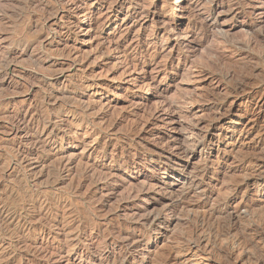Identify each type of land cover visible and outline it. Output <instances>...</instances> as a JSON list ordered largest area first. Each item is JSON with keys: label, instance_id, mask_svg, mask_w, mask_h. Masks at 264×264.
Listing matches in <instances>:
<instances>
[{"label": "rangeland", "instance_id": "1", "mask_svg": "<svg viewBox=\"0 0 264 264\" xmlns=\"http://www.w3.org/2000/svg\"><path fill=\"white\" fill-rule=\"evenodd\" d=\"M37 1L0 0V264H264V0Z\"/></svg>", "mask_w": 264, "mask_h": 264}, {"label": "bare ground", "instance_id": "2", "mask_svg": "<svg viewBox=\"0 0 264 264\" xmlns=\"http://www.w3.org/2000/svg\"><path fill=\"white\" fill-rule=\"evenodd\" d=\"M38 1H39V0H38ZM38 1H37V2H38ZM34 2H35V1H34ZM40 2H41V1H40ZM57 2H58V1H57ZM237 2H238V1H237ZM237 2H236V4H237ZM177 3L180 4V3H181V0H178ZM226 3H227V2H226ZM229 4H230V3H229ZM261 4H262L261 6L263 7V6H264V2H263V3L261 2ZM39 5H40V4H39ZM219 5H220V7L223 6V5H225L224 1L221 0V2H220ZM230 5H232V4H230ZM35 6H36V5H35ZM261 6H260V8H261ZM29 7H30V6H29ZM31 7H32V6H31ZM41 7H42V6H41ZM41 7H40V9H41ZM45 7H46V6H45ZM45 7H44V8H45ZM56 7H57V6H56ZM227 7L229 8V6H227ZM230 7H231V6H230ZM255 7H256V6H255ZM257 7H258V6H257ZM51 9H52V8H51ZM54 9H55V8H54ZM229 9H230V8H229ZM44 10H46V9H44ZM208 10H210V14L214 15V13H215V11H216V8L213 7V8H210V9H208ZM231 10H234V9L231 8ZM51 11H52V10H51ZM237 11H238V10H237ZM46 12H48V11H46ZM227 12H229V11L227 10ZM53 15H54V14H53ZM55 16L57 17V15H55ZM55 16H54V17H55ZM207 25H208V24H207ZM209 25H210V24H209ZM207 28H208V27H207ZM166 29H167V28H166ZM207 30H208V29H207ZM165 32H166V31H165ZM246 32H247V31H246ZM261 33H262V32H261ZM246 34L248 35V34H250V33H246ZM254 34H255V33H254ZM259 35H260V34H258V36H259ZM262 36H264V34H263ZM245 37H246V36H245ZM257 39H258L257 37L254 38L253 35L251 36V34H250V35H249V40H248V41H250V42H251V41L254 42V41H256ZM263 39H264V38H263ZM246 41H247V40H246ZM258 41H259V40H257L256 43H257ZM260 41H261V38H260ZM219 42H220V41H219ZM228 42H229V41H227V43H228ZM227 43L225 42V43H223V44H227ZM223 44H222V45H223ZM235 44H236V43H235ZM243 44H244V43H243ZM258 44H259V43H258ZM260 44H261V43H260ZM220 45H221V44H220ZM256 45H257V44H256ZM260 46L263 47L262 45H260ZM250 47H251V46H250ZM261 47H260V48H261ZM233 48H234V47H233ZM248 48H249V47H248ZM236 49H237V48H236ZM228 50H229V49H228ZM232 50H234V49H232ZM237 50H238V49H237ZM244 50H245V49H244ZM263 50H264V49L262 48V51H263ZM235 51H236V50H235ZM241 51H242V50H241ZM262 51H261V52H262ZM263 54H264V53H263ZM217 55H218V54H217ZM261 55H262V54H261ZM259 57H260V56H259ZM263 57H264V56H263ZM217 58H218V57H217ZM219 58H220V57H219ZM215 59H216V58H215ZM220 59H221V58H220ZM261 59H262V58H261ZM251 60H252V59H251ZM263 60H264V59H263ZM216 61H217V59H216ZM218 62H219V61H218ZM226 62H227V61H226ZM216 63H217V62H216ZM219 63H220V62H219ZM227 65L229 66V64H227ZM263 65H264V64H263ZM221 67H222V66H221ZM229 67H230V66H229ZM253 67H254V66H253ZM255 67H257V66H255ZM262 67H263V66H262ZM225 68H226V67H225ZM227 68H228V67H227ZM244 69H245V68H244ZM253 69H254V68H253ZM255 69H256V68H255ZM228 70H230V68H229ZM231 70H233V69H231ZM235 70H236V69H235ZM251 70H252V69H251ZM258 70H259V69H258ZM217 71H218V70H217ZM245 71H247V70L245 69ZM215 72H216V71H215ZM215 72H213V73L215 74ZM228 72L231 73V71H228ZM247 72L249 73V71H247ZM258 72H259V71H258ZM217 73H218V72H217ZM230 73H229V74H230ZM250 73H251V72H250ZM252 73H253V72H252ZM221 74H223V73H221ZM258 74H260V73H258ZM224 75H225V74H224ZM226 75H227V74H226ZM233 75H234V74H233ZM251 75H253V74H249L250 78H251ZM227 76H228V75H227ZM229 76H230V75H229ZM238 76H239V75H237V77H238ZM247 76H248V75H247ZM211 77H212V76H211ZM219 77H221V76H219ZM237 77H235V78H237ZM242 77H243V76H242ZM245 77H246V75H245ZM253 77H254V76H253ZM257 77H258V76H257ZM223 78H224V77H223ZM223 78H222V79H223ZM228 78H229V77H228ZM235 78H234V80L236 81ZM248 78H249V77H248ZM263 78H264V76H263ZM225 79H226V78H225ZM232 79H233V78H232ZM232 79H231V77H230L229 80L231 81ZM238 79H239V78H238ZM238 79H237V81H238ZM255 79H256V78H255ZM223 80H224V79H223ZM227 80H228V79H227ZM234 80H233V82H235ZM241 80H242V79H241ZM248 80H249V79H248ZM251 80H252V79H251ZM256 80H257V79H256ZM221 81H222V80H221ZM225 81H226V80H225ZM225 81H223V83H224ZM237 81H236V82H237ZM239 81H240V80H239ZM239 81H238V82H239ZM243 81H244V80H243ZM252 82H253V81H252ZM254 82H256V81H254ZM258 82H260V81H258ZM261 82H262V81H261ZM261 82H260V83H261ZM225 83H226V82H225ZM230 84H231V83H230ZM230 84H229V85H230ZM234 84H236V83H234ZM239 84H241V83H239ZM244 84H245L244 86H246V83H245V82H244ZM232 85H233V83H232ZM248 85H249V84H248ZM250 85H253V84H250ZM254 85H255V84H254ZM254 85H253V87H255L257 84H256L255 86H254ZM263 85H264V84H263ZM226 86H227V85H226ZM234 86H235V85H234ZM236 86H237V85H236ZM229 87H230V86H229ZM240 87H241V86H240ZM248 87H249V86H248ZM248 87H247V88H248ZM250 87H252V86H250ZM231 88H232V87H231ZM237 88H239V87H236V89H237ZM255 88H256V87H255ZM229 89H230V88H229ZM233 89H234V87H233ZM243 89H245V88L243 87ZM226 90H227V88H226ZM230 91H231V90H230ZM232 91H233V90H232ZM237 91H238V89H237ZM248 91H249V90H248ZM250 91H252V90L250 89ZM250 91H249V92H250ZM238 92H239V91H238ZM249 92H248V93H249ZM241 93H242V92H240V94H241ZM245 93H246V92H245ZM227 94H228V93H227ZM232 94H233V93H232ZM242 94H243V93H242ZM230 95H231V94H230ZM230 95H229V96H230ZM232 96H234V95H232ZM235 96H236V95H235ZM234 98H235V97H234ZM240 100H241V99H240ZM215 108H216V107H215ZM221 109H222V108H221ZM215 111H216V110H215ZM180 118H181V117H180ZM177 119H178V117H177ZM217 119H218V118H217ZM178 120H179V119H178ZM178 120H172V121H173V122H174V121H177V122H178ZM204 145H205V144H204ZM154 153H156V151H154ZM158 154H159V153H158ZM160 154H161V153H160ZM160 154H159V155H160ZM186 160H187V159H186ZM159 161H160V160H159ZM173 169H174V168H173ZM184 169H185V168H184ZM179 170H181V168H180ZM181 171H182V170H181ZM174 172H175V171H174ZM260 176H261V175H260ZM258 177H259V176H258ZM256 178H257V177H255V179H256ZM263 181H264V180H263ZM247 182H248V181H247ZM247 182H246V183H247ZM240 183H242V182H240ZM240 183H238V184H240ZM256 183H257V182H256ZM196 184H197V183H196ZM197 185H199V184H197ZM197 185H196V186H197ZM190 186H191V185H190ZM196 186H195V187H196ZM237 186H238V185H237ZM190 189H192V188H190ZM237 192H238V191H237ZM237 192H236V193H237ZM179 199H180V198H179ZM157 202H158V201H157ZM159 203H160V202H159ZM244 204H245V203H244ZM170 205H171V204H170ZM171 206H173V205H171ZM247 206H248V205H247ZM173 208H174V207H173ZM253 208H255V207H253ZM246 209H247V208H246ZM172 210H173V209H172ZM252 210H253V209H252ZM252 210H251V211H252ZM173 211H174V210H173ZM221 211H222V210H221ZM246 211H248V210H246ZM253 211H254V210H253ZM164 212H165V211H164ZM168 212H169V211H168ZM254 212H255V211H254ZM254 212H253V213H254ZM161 213H162V212H161ZM216 213H217V212H216ZM218 213H219V212H218ZM222 213H223V212H222ZM246 213H247V212H246ZM253 213H252V214H253ZM163 214H164V213H163ZM209 214H210V213H209ZM213 214H214V212H213ZM213 214H212V215H213ZM156 215L158 216V214H156ZM156 215H155V216H156ZM160 215H161V214H160ZM160 215H159V216H160ZM165 215H166V214H165ZM216 215H218V214H216ZM226 215H227V214H226ZM246 215H249V214L247 213ZM153 216H154V215H153ZM153 216H152V217H153ZM210 216H211V215H210ZM210 216H209V217H210ZM214 216H215V215H214ZM223 216H224V215H223ZM231 216H232V215H231ZM252 216H254V215H252ZM149 217H150V216H149ZM163 217H164V216H163ZM203 217H204V216H203ZM203 217H200V218H203ZM205 217H206V216H205ZM207 217H208V216H207ZM211 217H212V216H211ZM211 217H210V219H211ZM228 217H230V216H228ZM157 218H158V217H157ZM215 218H217V217L215 216ZM218 218H220V217H218ZM248 218H249V217H248ZM260 218H261V216H260ZM158 219H159V218H158ZM160 219H161V218H160ZM227 219H228V218H227ZM250 219H251V217H250ZM255 219H256V218H255ZM255 219H253V217H252V220L256 221ZM156 220H157L156 217H155V219H153L152 221H151V219L149 218V219L146 220L145 222H150V221H151L152 223H154V222H156ZM225 220H226V219H225ZM260 220H261V219H260ZM262 220H264V219H262ZM262 220H261V221H262ZM159 221H160V220H159ZM195 221H196V219H195ZM206 221H207V220H206ZM250 221H251V220H250ZM261 221H260V222L258 221V222L261 223ZM212 222H213V221H212ZM212 222H211V226H212V227H215V226L212 225ZM215 222H216V221H215ZM258 222H257V224H259ZM263 222H264V221H263ZM152 223H151V224H152ZM157 223H159V222L157 221ZM216 223H217V222H216ZM141 224H142V223H141ZM147 224H148V223H147ZM155 224H156V223H155ZM213 224H214V222H213ZM219 224H220V222H219ZM262 224H263V223H262ZM195 225H196V224H195ZM203 225L205 226V224H204V219H203L202 221H201V220L199 221L198 226H195V228L192 227L193 229L191 228L192 230L190 231V233L188 232V233H189V234H188V237H187L188 242H191V241L193 242V240H194V244H195V245H193V244H191V243H188V244H187V246H188V251H189V250H192L193 252H194V251L197 252V251L201 250L200 241H198L199 238L196 239V235H197L198 230H200L201 227H202V229L204 230L205 227L203 228ZM208 225L210 226V224H208ZM252 225H254V224L252 223ZM149 226H150V225H149ZM206 226H207V225H206ZM216 226H217V225H216ZM222 226H223V225H221V227H222ZM229 226H230V225H229ZM247 226H248V225H247ZM258 226H259V228H260V225H258ZM261 226H263V225H261ZM91 227H92V226H91ZM136 227H137V226H136ZM147 227H148V226H147ZM233 227H234V226H232V228H233ZM235 227H236V226H235ZM249 227H250V226H249ZM141 228H142V227H141ZM216 228H217V227H216ZM254 228H255V227H254ZM256 228H257V227H256ZM236 229H237V228H236ZM243 229H244V228H243ZM260 229H261V228H260ZM262 229H263V228H262ZM210 230H211V229H210ZM221 230H222V232H225V231H223V229H221ZM237 230H238V229H237ZM237 230H236V231H237ZM239 230H240V229H239ZM247 230H248V229H247ZM254 230H256V229H254ZM254 230H253V231H254ZM133 231H134V230H133ZM206 231H207V230H206ZM208 231H209V230H208ZM213 231H215V229H214ZM240 231H241V230H240ZM242 231H243V230H242ZM245 231H246V229H245ZM257 231H258V230H257ZM262 231H263V230H262ZM201 232H203V231H201ZM204 232H205V231H204ZM255 232H256V231H255ZM132 233H133V232H132ZM219 233H221V232H219ZM241 233H242V232H241ZM245 233H246V232H245ZM261 233H262V232H261ZM261 233H260V234H261ZM204 234H205V233H204ZM207 234H208V232H207ZM210 234H211V233H210ZM217 234H218V232H217ZM221 234H222V233H221ZM231 234H232V233H231ZM235 234H236V233H234L233 235H235ZM237 234H238V233H237ZM237 234H236V235H237ZM199 235H201V234H199ZM212 235H214V234H212ZM223 235H224V234H223ZM223 235H222V236H223ZM233 235H232V236H233ZM255 235H256V233H255ZM257 235H258V234H257ZM257 235H256V236H257ZM113 236H114V235H113ZM131 236H132V235H131ZM208 236H209V235H208ZM214 236H216V235H214ZM218 236H219V235H218ZM220 236H221V235H220ZM225 236H227V237L230 236V232H229V234H226ZM225 236H224V237H225ZM232 236H231V237H232ZM261 236H262V235H261ZM122 237H123V236H122ZM124 237H125V236H124ZM216 237H217V236H216ZM216 237H215V238H216ZM224 237H223V238H224ZM119 238H120V237H119ZM128 238H129V237H128ZM130 238H131V237H130ZM133 238H134V237H133ZM218 238H219V242H220V237H218ZM234 238H235V236L233 237V239H234ZM261 238H262V237H261ZM263 238H264V237H263ZM195 239H196V241H195ZM227 239H228V238H227ZM231 239H232V238H231ZM243 239L245 240V238H243ZM114 240H115V239H114ZM221 240H222V239H221ZM225 240H226V239H225ZM228 240H229V239H228ZM255 240H256V239H255ZM216 241H217V240H215V242H216ZM112 242H113V240H112ZM224 242H226V241H224ZM233 242H234V241H233ZM236 242H237V241H236ZM242 242H243V241H241V243H242ZM248 242H249V241H247V243H248ZM227 243H228V242H227ZM241 243H240V244H241ZM247 243H246V241H245V244H247ZM253 243H254V242H253ZM111 244H112V243H111ZM233 244H234V243H233ZM236 244H237V246H238L239 242H237ZM125 245H126V244H125ZM242 245H243V244H242ZM109 246H110V245H109ZM234 246H235V245H234ZM248 246H249V245H248ZM110 247H111V246H110ZM126 247H127V246H126ZM238 247H239V246H238ZM243 247H244V246H243ZM243 247H242V248H243ZM123 248H124V247H123ZM236 248H237V247H236ZM254 249H255V248H254ZM126 250H128V249H126ZM178 250L181 251V248H179ZM204 250H205V249H204ZM221 250H222V249H221ZM226 250H228V249L226 248ZM179 251H178V252L175 251V252H176V253H179ZM218 251L220 252V250H218ZM223 251H224V250H223ZM253 251H254V250H253ZM258 251H259V250H258ZM128 252H129V251H128ZM200 252H201V251H200ZM204 252H205V251H204ZM202 253H203V252H202ZM206 253H207V252H206ZM216 253H217V252H216ZM221 253H222V252H221ZM226 253H227V252H226ZM256 253H257V252H256ZM259 253H260V252H259ZM259 253H258V255H259ZM121 254H122V253H121ZM198 254H199V253H198ZM208 254H209V253H208ZM254 254H255V253H254ZM194 255H195V254H194ZM199 255H200V254H199ZM225 255H226V254H225ZM256 255H257V254H256ZM258 255H257V256H258ZM191 256H192V255H191ZM212 256H213V255L211 254V257H212ZM217 256H219V257L213 258V259H214L213 261L217 262L218 264H228V263H229V260H228L225 256H223L222 254H219V253H218ZM230 256H231V254H230ZM230 256H229V257H230ZM249 256H250V255H249ZM168 257H169V256H168ZM171 257H172V256H171ZM206 257H208V256H206ZM259 257H260V255H259ZM204 258H205V256H204ZM118 259H119V258H118ZM167 259H170V258H167ZM205 259H206V258H205ZM119 261H120V260H119ZM119 261H118V262H119ZM118 262L115 260V261H111V263H109V264H118ZM172 262H173V261H172ZM172 262H171V263H172ZM106 263H107V262H106ZM121 263H122V262H121ZM119 264H120V262H119ZM169 264H170V263H169ZM172 264H173V263H172Z\"/></svg>", "mask_w": 264, "mask_h": 264}]
</instances>
